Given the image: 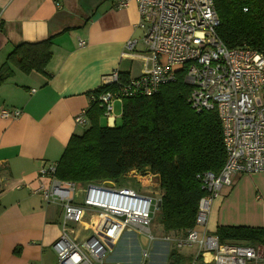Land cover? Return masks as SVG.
Listing matches in <instances>:
<instances>
[{"label":"crops","instance_id":"0c3cea01","mask_svg":"<svg viewBox=\"0 0 264 264\" xmlns=\"http://www.w3.org/2000/svg\"><path fill=\"white\" fill-rule=\"evenodd\" d=\"M117 2L0 0V65L15 45L53 37L50 76L16 70L0 85V110L22 112L16 119L0 116V264H59L54 243L62 231L64 209L33 190L39 185L41 166L57 162L70 137L79 134L75 118L89 107V94L103 84V76L115 69L130 76L141 72L147 46L137 26L138 1L122 8ZM131 38L137 39L136 49L124 54ZM79 39L86 44L79 45ZM121 111L114 110L115 122ZM231 183L214 199L206 229L215 234L218 226H264V172L236 173ZM148 184L160 188L158 180ZM148 194L159 196L161 190ZM112 220L98 219L85 209L82 221L70 224V232L76 238L98 234L112 252L120 238L113 239L114 226H107ZM169 248L173 244L165 250ZM111 259L115 262L108 264H119L122 257Z\"/></svg>","mask_w":264,"mask_h":264},{"label":"built area","instance_id":"2783aa9c","mask_svg":"<svg viewBox=\"0 0 264 264\" xmlns=\"http://www.w3.org/2000/svg\"><path fill=\"white\" fill-rule=\"evenodd\" d=\"M131 1L118 0L117 7H126ZM137 1L140 14L137 26L147 46L141 54V72L124 80L118 69L103 76V85L118 86L97 96L91 93L89 107L92 101H97L108 123L113 125L116 102L123 105L126 97L153 95L167 81H172L178 70L185 68L184 82L193 88L189 98L191 107L197 112L211 108L217 111L223 125L227 156L220 173L204 171L196 176L204 195L197 209L195 226L184 235L160 236L181 254L185 249H193L194 257L188 255L185 262L168 260L166 264H264L262 244L222 242L206 229L214 199L225 186L232 184L234 174L264 172V93L261 91L264 53L246 46L229 48L222 41L214 0ZM85 44V39H79V45ZM136 44L135 38L127 40L124 54L134 52ZM88 108L76 116L78 125H89ZM20 113L17 108L0 110L4 118L16 119ZM56 169V162L43 164L39 169V185L33 191L40 193L47 203L60 204L64 209L62 231L54 243L59 264H105L109 245L100 235L88 238L71 235L70 224L82 221L85 209L92 210L98 219L111 217L112 224L107 226L119 224L117 238L127 230H136L146 234L150 241L156 240L158 236L154 237L150 224L160 208L161 194L142 193L127 185L118 186L113 180L86 184L61 180L55 177ZM127 174L143 184L144 181L152 183L156 177L153 173L136 170ZM83 193V199L78 202ZM144 254L148 256L145 250Z\"/></svg>","mask_w":264,"mask_h":264},{"label":"trees","instance_id":"16d2710c","mask_svg":"<svg viewBox=\"0 0 264 264\" xmlns=\"http://www.w3.org/2000/svg\"><path fill=\"white\" fill-rule=\"evenodd\" d=\"M213 3L221 22L217 28L219 36L229 48L246 46L264 53V0ZM52 44L53 37H49L15 45L0 65V85L13 77L16 70L50 76L47 65L52 57ZM185 70H178L176 77L153 95L126 97L113 126L103 122V109L92 101L87 110L89 125L82 134L70 137L56 162L55 177L86 184L116 181L133 170L153 173L160 181L162 198L157 212L164 234H186L195 226L204 195L197 174L220 173L227 153L217 111L211 108L197 112L191 107L189 95L193 88L184 82ZM128 76L120 72L121 80ZM117 86L101 84L91 93L97 96ZM215 235L222 242L264 246V226H218ZM186 258L176 249L168 250L169 260L179 262Z\"/></svg>","mask_w":264,"mask_h":264},{"label":"rangeland","instance_id":"374dc122","mask_svg":"<svg viewBox=\"0 0 264 264\" xmlns=\"http://www.w3.org/2000/svg\"><path fill=\"white\" fill-rule=\"evenodd\" d=\"M261 91L264 93V87ZM189 98H190V95H189ZM120 105L121 104L119 102L116 103L115 109H114L116 112L121 111L119 110ZM103 122H106V121L103 120ZM79 125L81 126L80 127L81 130L79 134H82L84 130L88 127V125L86 126L84 124L83 125L79 124ZM113 125H109V126H113ZM114 182L118 186L130 185L131 187H135L138 190L140 189L142 193L143 192L159 193L161 190L158 187L157 188L150 187L149 186L150 184H146L145 181L143 184L139 182L136 178H133L132 176H128V175H124ZM83 188L84 187H82L81 189ZM83 197H84V193L82 194L81 199H83ZM160 219H161V215H160V212L158 211L156 212L154 216L152 224H150L152 231L154 233V237L163 236V235H160V233L163 232V227H162V224H160L161 223ZM120 227L121 226H119V224L115 225L113 229V234H112L113 239L118 237ZM209 233H212V231H209ZM108 242L110 245L113 244L112 239H109ZM117 244L118 245L116 246L114 251L113 250L112 252L107 251L108 257H105V260H104L105 263H107L108 261H114L113 259H111L112 257H118V258L122 257V259L120 260L121 262H119V264H166V262L169 260L167 257L168 250L167 249L165 250L166 247L168 248V244L162 241L160 237H157L156 240L152 242L150 241V238H148V236L141 231L137 232L136 230H127L123 232ZM144 250L148 252L147 257L144 254ZM193 252L194 250L190 248V249H185L182 253L183 255L192 256ZM114 262L113 264H115Z\"/></svg>","mask_w":264,"mask_h":264},{"label":"water","instance_id":"95a60500","mask_svg":"<svg viewBox=\"0 0 264 264\" xmlns=\"http://www.w3.org/2000/svg\"><path fill=\"white\" fill-rule=\"evenodd\" d=\"M159 178H155V180H158ZM108 183H111V182H108ZM159 205H161V200H159ZM123 218V216H122Z\"/></svg>","mask_w":264,"mask_h":264}]
</instances>
